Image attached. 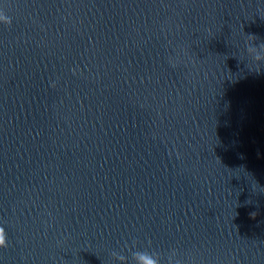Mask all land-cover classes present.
Returning a JSON list of instances; mask_svg holds the SVG:
<instances>
[{
	"label": "clouds",
	"instance_id": "clouds-1",
	"mask_svg": "<svg viewBox=\"0 0 264 264\" xmlns=\"http://www.w3.org/2000/svg\"><path fill=\"white\" fill-rule=\"evenodd\" d=\"M0 246H6L3 228H0Z\"/></svg>",
	"mask_w": 264,
	"mask_h": 264
}]
</instances>
